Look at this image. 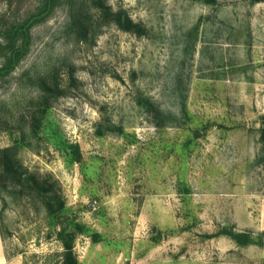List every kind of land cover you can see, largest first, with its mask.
<instances>
[{
  "label": "rangeland",
  "instance_id": "374dc122",
  "mask_svg": "<svg viewBox=\"0 0 264 264\" xmlns=\"http://www.w3.org/2000/svg\"><path fill=\"white\" fill-rule=\"evenodd\" d=\"M39 2L0 0L1 41ZM106 2L145 32L110 23L77 42L63 1L0 75V147L28 131L30 77L63 87L17 155L65 200L50 217L39 201L0 196V264H63L68 231L77 264H264V1Z\"/></svg>",
  "mask_w": 264,
  "mask_h": 264
},
{
  "label": "trees",
  "instance_id": "16d2710c",
  "mask_svg": "<svg viewBox=\"0 0 264 264\" xmlns=\"http://www.w3.org/2000/svg\"><path fill=\"white\" fill-rule=\"evenodd\" d=\"M63 1H66L68 5V18L64 31L67 36L77 40V42H87L94 39L100 32L101 26L110 23L137 34L145 32L142 24L134 21L125 9L114 10L107 4L106 0H92L91 5L96 8V13H91L86 8V0H40L36 12L31 13L25 21L14 23L5 33L3 32V41L0 39V52L3 53L5 59L0 63V75L9 73L28 52L30 27L35 22L46 18L47 14ZM55 77L52 74L30 77L39 91V98L35 105L36 109L31 112L27 122L28 131L22 125L20 127L22 133L20 139L10 145L0 147V196L3 200V206L9 204L6 195L11 197V200L27 198L33 202H41L50 217L57 216L65 208V200L57 180L50 174H40L30 170L20 162L17 152L21 146L30 144L27 141L28 135L39 136V130L47 109L52 106V100L62 92L63 87ZM261 140L264 148V126L261 129ZM72 146L73 158L80 159L79 144L74 143ZM225 232L239 244L255 242V239L247 231L226 230ZM74 236L75 232L73 231H68L66 235L60 232L65 247L63 264H77L72 244Z\"/></svg>",
  "mask_w": 264,
  "mask_h": 264
}]
</instances>
